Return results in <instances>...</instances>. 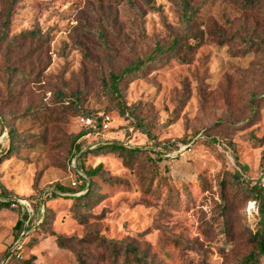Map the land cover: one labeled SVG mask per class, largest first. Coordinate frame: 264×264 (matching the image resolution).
I'll use <instances>...</instances> for the list:
<instances>
[{
  "label": "rangeland",
  "instance_id": "374dc122",
  "mask_svg": "<svg viewBox=\"0 0 264 264\" xmlns=\"http://www.w3.org/2000/svg\"><path fill=\"white\" fill-rule=\"evenodd\" d=\"M186 1L194 37L123 84L122 115L101 79L181 36L172 0H20L8 16L0 0V117L15 131L11 154L0 144V201L18 202L0 209V264H108L99 238L151 264L251 252L257 215L229 180L264 184V0ZM85 111L108 129L86 133ZM111 145L138 153L93 150Z\"/></svg>",
  "mask_w": 264,
  "mask_h": 264
},
{
  "label": "trees",
  "instance_id": "16d2710c",
  "mask_svg": "<svg viewBox=\"0 0 264 264\" xmlns=\"http://www.w3.org/2000/svg\"><path fill=\"white\" fill-rule=\"evenodd\" d=\"M20 0H7V10H6V16H8L9 10L12 9L14 5H16ZM146 4H150L151 0H146ZM173 3L177 6L179 9V22L182 25L181 26V36L178 39L173 40L171 46L169 47H161L156 46L154 50L144 57L143 59H138L132 64L126 66L122 71L119 73H113L109 72L106 78L101 79V88L104 94L108 99L114 102L116 107L120 110L122 115H124L126 106L124 102V97L122 93V86L124 83H127L129 81H132L138 77H141L144 73V71L155 65L158 60L164 59L167 55H172V53L175 51L178 42L184 40V38H192L194 37V28H195V22H196V15H197V9L196 7H192L186 0H172ZM245 3L251 2V0H245ZM128 3L131 5V2ZM4 25L0 26V37H5ZM88 33H93L91 30L88 31ZM96 38L98 39L99 43L105 44L104 36L101 32H96ZM75 99H77L75 97ZM74 106L76 105L75 102L73 103ZM106 114H92L90 112H83L79 114V119H90L94 125H96V130H92L91 127H85L83 124L82 126L85 128L86 133H92L95 134L96 132L101 131L102 129V120L103 117ZM1 120V127H4L7 132V137L9 139V146L8 150L5 154H11L13 152V140L15 139V131L11 126H6L0 117ZM136 127L137 129L144 135L148 136L147 131L145 130V126L139 122L136 121ZM1 132V130H0ZM79 137V136H78ZM111 150L113 152H118L120 156L123 157V159L126 162H129L130 157H135L138 153L136 150H126L122 148L121 146H106L105 148H94L93 150ZM91 150V151H93ZM75 154H80V148L77 147L75 150ZM82 154L79 156L81 157ZM260 169L262 174H264V150L261 152L260 157ZM98 169L94 170H88L85 172V175L88 177H92L96 174ZM78 179H80L78 177ZM229 185L233 188V191L237 197L245 198L246 200H249L252 202L253 209L255 210V213L257 215V223L255 224L253 230L249 234V241L252 245L251 252L240 261L239 264H258L261 259H264V184H262L259 180L255 182L254 184L250 185L248 183H244L240 180V176L238 173L234 172L230 176ZM55 189L59 192H65L66 189L62 186L56 185ZM91 189L88 190L87 194H84L82 196V199L90 200L91 195ZM6 192L0 184V197L5 195ZM53 198L56 197L55 194H51ZM10 203L8 202H1L0 201V209L4 207H9ZM224 217V216H223ZM224 220V218H223ZM223 229L226 228V223H223ZM22 222H19L16 226L17 229L22 228ZM56 242L60 248H63L64 245L61 242V238L57 237ZM99 242L104 245V248L109 251V261L108 264H151L148 263L146 260V257L143 253L138 252L135 248L131 247L130 245L121 244V243H115L113 241H108L103 238H99ZM130 256V258H128ZM131 259V260H129ZM22 264H31L27 261L22 262ZM78 264H85V262L81 259H78Z\"/></svg>",
  "mask_w": 264,
  "mask_h": 264
},
{
  "label": "built area",
  "instance_id": "2783aa9c",
  "mask_svg": "<svg viewBox=\"0 0 264 264\" xmlns=\"http://www.w3.org/2000/svg\"><path fill=\"white\" fill-rule=\"evenodd\" d=\"M109 121H110V118L109 116L105 115L103 117V120H102V129L101 130H107L108 129V125H109ZM80 122L85 126V127H91L92 130H96V125H94L92 123V121L90 119H80ZM0 123H1V120H0ZM0 137L1 135H5L6 139H7V132H6V129L4 127H1L0 126ZM8 203H10V205L12 207L16 206L17 205V201L16 200H8Z\"/></svg>",
  "mask_w": 264,
  "mask_h": 264
},
{
  "label": "bare ground",
  "instance_id": "6f19581e",
  "mask_svg": "<svg viewBox=\"0 0 264 264\" xmlns=\"http://www.w3.org/2000/svg\"><path fill=\"white\" fill-rule=\"evenodd\" d=\"M6 142V137H5V135L3 134V135H1V137H0V144H3V143H5Z\"/></svg>",
  "mask_w": 264,
  "mask_h": 264
},
{
  "label": "water",
  "instance_id": "95a60500",
  "mask_svg": "<svg viewBox=\"0 0 264 264\" xmlns=\"http://www.w3.org/2000/svg\"><path fill=\"white\" fill-rule=\"evenodd\" d=\"M2 201H8V200H2Z\"/></svg>",
  "mask_w": 264,
  "mask_h": 264
}]
</instances>
